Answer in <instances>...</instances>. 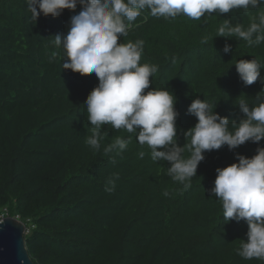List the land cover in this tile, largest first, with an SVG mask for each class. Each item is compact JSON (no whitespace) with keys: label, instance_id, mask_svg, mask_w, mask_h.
I'll use <instances>...</instances> for the list:
<instances>
[{"label":"trees","instance_id":"obj_1","mask_svg":"<svg viewBox=\"0 0 264 264\" xmlns=\"http://www.w3.org/2000/svg\"><path fill=\"white\" fill-rule=\"evenodd\" d=\"M80 10L77 4L75 11L33 21L25 0H0V220L25 224L33 264H264L235 254L247 224L224 222L210 195L215 170L238 162L237 153L252 157L264 138L204 152L186 190L167 175L168 162H153L134 138L123 153L105 155L117 137H129L124 130L102 125L105 139L99 151L92 149L84 102L98 79L63 69L60 56H51L58 51L53 37L66 33ZM145 15L118 43L144 41L141 63L158 66L150 89L165 87L176 98L178 146L187 145L184 132L197 122L187 111L194 99L215 102L214 112L230 122L243 119L236 103L245 96L251 104L264 84L258 78L245 85L234 63H264V43L250 48L236 37L215 35L225 19L247 28L248 16L240 10L199 21ZM114 174L119 179L107 192L105 181Z\"/></svg>","mask_w":264,"mask_h":264},{"label":"clouds","instance_id":"obj_2","mask_svg":"<svg viewBox=\"0 0 264 264\" xmlns=\"http://www.w3.org/2000/svg\"><path fill=\"white\" fill-rule=\"evenodd\" d=\"M31 18L35 21L40 14L58 17L64 9L75 11L66 33L53 37L63 69L81 75L94 73L98 84L88 94L84 105L87 121L91 125L86 143L99 151L106 134L102 125L117 131L124 130L127 139L117 137L104 148V154L123 153L131 139L147 146L153 162L166 161L167 175L186 190L196 176L198 163L206 151L218 150L227 145L235 149L245 142L258 143L264 138V87L252 103L243 96L238 106L243 113L239 122H230L214 112L215 102L194 99L187 111L196 118L193 127L184 132L188 139L183 147L176 143L177 128L176 98L167 88L150 89V77L157 73L158 66L141 63L144 41L136 39L118 43L119 37H127L134 22L142 13L165 20L184 16L199 21L202 17L240 10L248 16V26L223 20L215 37H236L248 47L264 43V0H25ZM253 9L255 15L252 14ZM205 36L201 43L206 44ZM223 51H230L225 44ZM236 71L245 85H251L264 77L260 69L264 63L255 58L239 59ZM241 97V96H240ZM185 148L189 155L185 157ZM145 152H139L143 159ZM238 161L224 168H217L214 186L210 195L215 196L222 209L224 222L243 219L248 227L246 240L238 239L235 254L244 260L264 261V147H257L256 154L248 158L235 154ZM118 175L105 181V191L115 189ZM164 195H168L167 192Z\"/></svg>","mask_w":264,"mask_h":264},{"label":"water","instance_id":"obj_3","mask_svg":"<svg viewBox=\"0 0 264 264\" xmlns=\"http://www.w3.org/2000/svg\"><path fill=\"white\" fill-rule=\"evenodd\" d=\"M27 228L16 218L0 220V264H33L25 247Z\"/></svg>","mask_w":264,"mask_h":264},{"label":"built area","instance_id":"obj_4","mask_svg":"<svg viewBox=\"0 0 264 264\" xmlns=\"http://www.w3.org/2000/svg\"><path fill=\"white\" fill-rule=\"evenodd\" d=\"M26 233H27V231H26Z\"/></svg>","mask_w":264,"mask_h":264}]
</instances>
